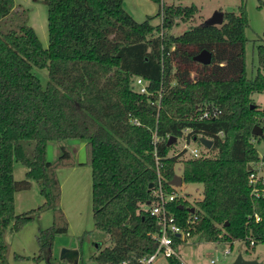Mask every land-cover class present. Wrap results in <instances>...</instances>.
<instances>
[{
  "label": "trees",
  "instance_id": "trees-1",
  "mask_svg": "<svg viewBox=\"0 0 264 264\" xmlns=\"http://www.w3.org/2000/svg\"><path fill=\"white\" fill-rule=\"evenodd\" d=\"M41 1L46 47L25 19L0 31V264H9L7 231L19 230L40 212L51 211L53 220L35 236V259L49 260L54 237L66 233L57 171L77 163L65 146L53 161L44 151L47 142L68 139L84 141L86 159L79 164L91 168L93 226L107 236L104 247L93 242L97 251L90 259L98 264H139L155 251L153 235L160 224L148 210L157 184L154 156L170 191L174 165L186 152L169 155L170 137L201 146L199 138L212 140L205 148L209 154L183 161L182 182L201 183L202 198L195 207L180 199L169 204L178 224L206 241L264 243V181L257 184L258 197L248 185L254 164L264 161V152L259 156L253 144L264 141V133L251 134L255 124L264 132V105L252 100L264 93V74L258 69L254 77L246 76L244 13L224 12L221 25L190 26L173 35L168 30L176 20L192 17L195 5H162L138 22L123 0ZM13 6V0H0V19ZM156 17L161 21L154 25ZM256 49L264 69V43ZM202 50L211 53L207 65L193 60ZM34 68L46 71L43 86ZM134 77L146 81L147 94L135 90ZM213 108L219 111L215 118H199ZM14 162L25 168L18 181L12 176ZM31 182L41 204L14 213V193ZM173 239L175 246L182 243ZM78 251L77 264H85ZM12 258L22 256L12 253Z\"/></svg>",
  "mask_w": 264,
  "mask_h": 264
},
{
  "label": "rangeland",
  "instance_id": "rangeland-1",
  "mask_svg": "<svg viewBox=\"0 0 264 264\" xmlns=\"http://www.w3.org/2000/svg\"><path fill=\"white\" fill-rule=\"evenodd\" d=\"M13 3L11 12L0 19V31L17 28L20 22L25 19L26 23L34 30L40 45L43 48L46 47L45 5L41 0H13ZM162 5L182 7L195 5L196 7V12L192 17L186 20H176V24L168 30L173 35L180 34L190 26L202 25L215 11L237 14L243 12L247 20L244 29L246 76L254 77L258 69L264 74V69L259 67L256 49L259 44L264 43V0H123L125 10L138 22L145 20L147 16L155 15ZM160 21V18L156 17L151 23L155 25ZM33 72L43 86L46 81V71L34 68ZM193 75L194 73H192ZM252 100L261 108L264 105V93L253 94ZM81 143H83L81 139H68L60 143L47 142L44 151L45 159L55 160L60 155V147L65 146L73 154L76 163L85 162V146ZM253 144L261 156L264 152V141L253 140ZM194 147L206 153V150H203L196 141L187 143L184 138H178L171 144L169 155L186 149V152L178 158L179 161L174 165L175 175L181 176L183 161L190 157L189 150ZM209 153L208 151L206 154ZM84 165L86 164L81 167L76 166L75 169L67 167L57 171L61 187L60 207L64 212L68 228L66 233L54 237L49 260L35 259L37 255L35 236L40 229L47 227L53 220L51 211H43L32 221L23 224L19 230L7 231L5 234L4 239L9 245L7 258L9 264H70L69 261L60 258L62 248L78 249L81 260H84L85 264H98L90 259L91 254L97 251L93 242L95 244L99 242L100 246L104 247L107 236L105 233L95 230L93 226L91 172L90 170L86 172ZM24 172L25 168L21 164L13 163L12 176L14 180L23 179ZM172 190L177 199L194 207L196 202L202 198L201 183L182 182L180 186H175ZM41 202L42 197L39 195L38 186L35 182H31L27 189L14 193L13 211L21 213L35 208ZM144 207L146 208L147 205ZM88 231H91L89 236L83 237ZM253 245L246 243L245 240L228 241L223 237L217 241H206L199 233H193L187 241L182 242L179 246L180 264H230L238 255L264 264V243ZM227 250H229L228 253H226ZM12 253L20 255L22 258H12ZM164 259L166 258L159 255L150 264L168 262V259Z\"/></svg>",
  "mask_w": 264,
  "mask_h": 264
},
{
  "label": "built area",
  "instance_id": "built-area-1",
  "mask_svg": "<svg viewBox=\"0 0 264 264\" xmlns=\"http://www.w3.org/2000/svg\"><path fill=\"white\" fill-rule=\"evenodd\" d=\"M133 85L135 90L140 94H147V83L141 77H134ZM219 114V111L215 108L204 109L200 115V119H210L215 118ZM134 123H137L135 120ZM222 134L221 132L219 133ZM203 150H206L202 146ZM204 151L198 148H191L189 150V155L192 158H199L204 156ZM155 157V171L157 175V184L154 187L152 194L154 197L153 203L148 206L150 215L157 218L160 224V231L155 233L153 236L157 241V247L155 251L146 258H142L139 264H150L157 256L161 255L164 258H173L178 261L181 260L178 247L174 245V236H177L181 242H185L192 235L190 232V227H183L178 224L176 217L169 210V204L177 199V196L173 190L167 191L164 187L163 181L164 177L161 174V163L159 158ZM264 161H259L254 164L253 170L248 175V185L251 188V195L258 197L260 195V190L258 188L259 180L264 181ZM196 216L187 219L188 224L194 223ZM258 220V218H256ZM255 242L251 238L249 239V244L253 245ZM229 250L226 251L228 253Z\"/></svg>",
  "mask_w": 264,
  "mask_h": 264
},
{
  "label": "water",
  "instance_id": "water-1",
  "mask_svg": "<svg viewBox=\"0 0 264 264\" xmlns=\"http://www.w3.org/2000/svg\"><path fill=\"white\" fill-rule=\"evenodd\" d=\"M224 20V13L222 11H215L208 19L205 20V22L202 24L204 26H210V25H221ZM193 60L201 63L203 65H207L211 62V53L207 50H202L198 54H196L193 57ZM251 134L253 136H262L263 130L262 127L255 124L252 127ZM176 141L175 137H170L168 140V145H171ZM199 142L207 149L211 148L212 146V140L208 139L206 137L199 138ZM248 169H250V166H248ZM169 184L173 187L180 186L182 184V177L178 175H174L172 180L169 181ZM152 184H149V189L152 188ZM180 208H183L181 205ZM189 212L193 213L194 208H189ZM60 258L65 259L69 261L71 264H77L79 259V251L78 249H69V248H62L60 251ZM230 264H260L256 260L252 259H245L241 255H238L236 259L230 263Z\"/></svg>",
  "mask_w": 264,
  "mask_h": 264
},
{
  "label": "crops",
  "instance_id": "crops-1",
  "mask_svg": "<svg viewBox=\"0 0 264 264\" xmlns=\"http://www.w3.org/2000/svg\"><path fill=\"white\" fill-rule=\"evenodd\" d=\"M81 144H83L84 145V141H83V143H81ZM79 163H82V162H77V165L76 166H78V167H81V166H83V164H79ZM76 166H73L72 167V169H75L76 168ZM84 167H85V171L87 172V170H90V172H91V168H90V166H88V165H84ZM88 168V169H87ZM180 246V245H179ZM178 249H179V247H178ZM166 259H170V258H166ZM166 259H164V260H166ZM155 260V259H154ZM153 260V261H154ZM152 261V262H153ZM151 262V263H152ZM168 262H169V260H168ZM168 262H166V261H163L161 264H170V262L168 263ZM71 264V263H70Z\"/></svg>",
  "mask_w": 264,
  "mask_h": 264
}]
</instances>
